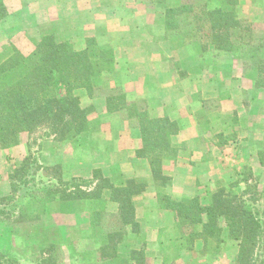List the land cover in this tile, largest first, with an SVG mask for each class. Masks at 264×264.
I'll list each match as a JSON object with an SVG mask.
<instances>
[{"label": "crops", "instance_id": "0c3cea01", "mask_svg": "<svg viewBox=\"0 0 264 264\" xmlns=\"http://www.w3.org/2000/svg\"><path fill=\"white\" fill-rule=\"evenodd\" d=\"M196 1L3 0L7 15L0 19V60L9 47L27 56L43 36L51 35L74 51L92 39L110 51L113 64L94 79L92 95L76 91L88 113L86 128L74 138L46 136L42 125L20 133L16 144L0 146V198L12 195L10 174L30 152L38 155L42 179L55 178L53 170L57 180L89 178L99 170L114 186L137 178L146 187L132 197L133 223L119 221L121 237L111 241L92 231L97 199L25 197L23 219H0V250L28 258L54 244L63 264H137L138 253L142 264H235L238 242L227 237L226 229L217 249L211 243L202 252L201 239L189 249L179 239L174 212L157 197L163 191L176 198L197 197L204 204L219 182L238 179L245 188L239 169L244 164L257 166L259 180L264 179V57L248 58L246 66L238 51L213 44L203 48L199 41L168 33L165 9ZM200 1L208 9L233 12L255 37L264 38V0ZM118 95L119 106L142 99L149 118L176 124L170 144L175 156L161 167L169 186L160 188L148 158L137 154L143 147L138 120L108 107V98ZM38 130L42 133L35 135ZM110 212L119 219L117 203H106L104 213Z\"/></svg>", "mask_w": 264, "mask_h": 264}, {"label": "trees", "instance_id": "16d2710c", "mask_svg": "<svg viewBox=\"0 0 264 264\" xmlns=\"http://www.w3.org/2000/svg\"><path fill=\"white\" fill-rule=\"evenodd\" d=\"M6 15V7L0 0V19ZM165 27L168 33L199 41L203 48L213 44L220 50L238 51L246 66L248 58L264 57V39L255 42L252 29L236 19L233 12L208 9L200 0L167 7ZM7 50V56L0 60V146L16 144L20 133L31 132L40 124L46 126V136L53 135L58 140L74 138L85 129L88 111L81 105L76 91L84 89L89 95L93 94L94 79L112 67L110 51L96 46L92 39H87L84 49L74 51L68 42L57 43L51 35L43 36L27 56L12 47ZM120 98L119 95L109 97L108 107L120 110L124 118L138 120L143 147L137 154L148 158L151 175L158 186H169L170 178L162 174L161 167L165 159L175 156L170 144L176 124L166 118H149L142 99L119 106ZM41 169L38 155L30 152L10 174L12 195L0 198L1 220L8 221L14 215L7 205L15 200V194L36 195L34 192L40 191L45 200L97 199L98 209L93 212L90 223L96 236L105 240L111 241L114 236L111 232H101L100 228L108 201L118 204L122 225L133 223L132 197L145 189L143 180L131 179L123 186H114L99 170H93L89 178L45 182L38 176ZM244 182L246 189L241 193L231 190L225 193V189L220 188L204 204L197 197L176 199L163 191L157 197L162 207L174 212L179 239L185 240L187 248L201 239L202 252L212 248L211 243H215L217 249L226 229L227 237L238 242L235 264H263L264 209L257 204L259 195L249 191L246 179ZM233 185L237 186L238 182ZM202 215L206 216L205 221ZM141 255L137 254V264H142ZM61 258L54 244L41 246L30 259L0 250V264H63Z\"/></svg>", "mask_w": 264, "mask_h": 264}, {"label": "rangeland", "instance_id": "374dc122", "mask_svg": "<svg viewBox=\"0 0 264 264\" xmlns=\"http://www.w3.org/2000/svg\"><path fill=\"white\" fill-rule=\"evenodd\" d=\"M234 14V13H233ZM252 29V27H250ZM254 36V35H253ZM260 39H264L262 38L260 35L258 37H255L254 36V40L255 42L260 40ZM208 45V44H207ZM256 58H260V57H256ZM263 73V76H264V72L262 71ZM43 124H40L38 125L37 127H40L42 126ZM45 127V125H43ZM36 131V130H35ZM38 133H42V130H38L36 134ZM249 153L247 154V157L249 158L250 156ZM250 160V158H249ZM240 171H241V176H242V180L244 182V179L247 180L249 186H250V189L249 191H253V192H256L260 199L259 201L257 202L258 206L263 208L264 209V179L262 180H259V176L262 178V174H261V171L257 169V166H254L252 167V165L250 164H244V165H240ZM51 174H54L55 178H43V180L46 182L48 180H50L51 182H55L58 178H57V175H55V172L54 170L52 172H50ZM39 176V175H38ZM241 180V179H240ZM235 182H238V185H233ZM220 183V182H219ZM245 183V182H244ZM38 186H40L38 183H37ZM241 186L239 185V180L236 179L234 181H230L228 183H224L222 182V185H218V189L220 188H224L225 189V193L227 192V190H231L237 194L241 193V191L245 190L246 189V183H245V188H240ZM217 189V190H218ZM253 189V190H252ZM21 192V191H20ZM36 195L37 194H41L42 193L40 191H35L34 192ZM34 195H31V194H27V193H19V194H15V200L12 201L11 203H9L7 206L8 208L13 212V216L12 218H10L8 221H17V220H20V219H23V215L21 214V208H22V204H23V198L25 199V197H32ZM17 197H19V199H17ZM173 198H176V197H173ZM177 199V198H176ZM209 199V198H208ZM207 202V200H205ZM119 212V211H118ZM106 214V213H105ZM118 217H119V213H118ZM103 231L101 230V232H111V233H114V236L112 238V240H115L119 237H121V233H122V228H120V224H119V221L121 223V219L119 217V219L117 218H114L113 217V214L110 212V213H107V215H105L103 217ZM122 225V223H121ZM111 244L108 245V248H111ZM60 252V250H59ZM38 252L30 255L28 258H25V259H30L31 257L35 256ZM262 254V258H264V251ZM60 255H61V259L63 261V255L62 253L60 252ZM264 264V262H263Z\"/></svg>", "mask_w": 264, "mask_h": 264}]
</instances>
